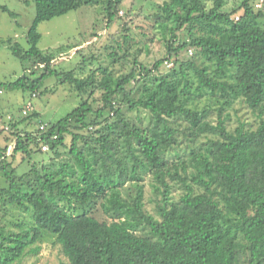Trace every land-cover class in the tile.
<instances>
[{"label": "trees", "instance_id": "trees-1", "mask_svg": "<svg viewBox=\"0 0 264 264\" xmlns=\"http://www.w3.org/2000/svg\"><path fill=\"white\" fill-rule=\"evenodd\" d=\"M32 1L29 48L6 41L31 68L14 80L0 79V90L36 95L56 76L82 102L58 122H46L45 130H17L20 122L11 119L10 155L21 154L30 168L18 174L7 157L9 143L0 147L8 183L0 200L24 209L33 224L0 222V264H19L38 251L45 234L56 238L71 264H264V12L254 0H240L231 11L224 10L230 0H165L154 16L168 56L146 69L119 43L120 52H109L111 64L133 59L118 76L109 66L86 76L57 70L55 59L81 43L42 50L38 26L101 3L106 29L122 24L127 31L123 0ZM0 9L19 15L6 5ZM184 29L185 40L178 33ZM123 35L128 42L129 30ZM83 49L76 52L83 66L97 60ZM190 49L200 61L179 58ZM165 61L174 66L161 72ZM97 91L100 98H94ZM205 98L219 107L196 106ZM238 100L260 117L256 127H229L224 111ZM137 109L150 112L149 125L128 115ZM37 115L29 110L23 119ZM61 148L69 157L62 158ZM146 176L156 213L146 206Z\"/></svg>", "mask_w": 264, "mask_h": 264}, {"label": "rangeland", "instance_id": "rangeland-1", "mask_svg": "<svg viewBox=\"0 0 264 264\" xmlns=\"http://www.w3.org/2000/svg\"><path fill=\"white\" fill-rule=\"evenodd\" d=\"M164 1L123 0L120 14L124 16V19L121 21L127 22L126 27H128L130 35L128 42L125 41L123 35L128 30L125 31L122 24H114L109 29H106L105 25L101 23L100 18L104 8L99 3L95 5H83L61 16L41 21L38 26V30L42 35L39 48L47 51L61 44L81 43L80 46L74 47L69 52L62 53L59 58L55 59V68L57 70L77 69V76H86L92 68H99L100 66H109L114 69V76L127 71L132 64L133 56L130 57L131 61L129 62L111 64L109 52L119 51V43L122 44L123 48L129 47L130 53L136 52L139 56L138 59L145 65L146 69L151 68L157 59L168 56L166 45L163 42L162 30L159 23L155 21L154 16V13L159 10V5L163 4ZM239 1L230 0L225 5L224 10L231 11ZM0 4L8 6L19 14L17 18H13L8 12L0 9V79L4 81L14 80L23 75L26 69L31 68V62L29 60L22 61L14 56L6 41L12 38L19 41L26 49L29 48L26 35L34 21L36 6L32 0L28 2H25V0H0ZM253 4L256 10L264 12V0H254ZM95 32H99L100 35L93 36ZM198 32L199 30H197ZM178 33L180 39L185 40L188 29L181 30ZM80 48H84V53L87 55L96 54L97 60L83 66L82 55L76 54ZM137 48L141 49L137 50ZM193 50V55L189 50H185L179 58L186 59L196 56V59L200 61L199 53L197 50ZM173 66L174 64L168 66L165 61L160 71L168 72ZM39 67L41 68L42 66ZM40 68L37 70L38 72L41 70ZM101 76L102 74H99V77ZM100 96L101 91H97L94 94V98H100ZM81 102V96L71 85L60 82L56 76L49 77L40 93L36 95L32 91L2 89L0 91V147H6L8 143L9 147L14 144L15 139L11 141L13 139L11 131H14L9 124L11 119L14 122H20L17 130L26 129L35 131L39 127L40 120L54 124L71 113ZM99 103L97 101L94 104L99 105ZM196 106L199 108L205 106L219 107V105L213 103L208 98L197 102ZM26 108H29L31 113L37 112L38 115L23 119L26 116L23 110ZM127 113L132 119L141 124H150L151 114L148 110H127ZM224 114L229 116V127L232 129L242 123L246 127H256L260 120V117L241 100L236 101L233 106L228 107L224 111ZM214 117L216 118L217 115L214 114ZM67 142L70 143L69 137L67 138ZM11 151H7V157L13 161V166L16 167L17 173L21 174L28 171L30 163L27 160L23 161L21 154L12 157L10 155ZM61 151H63L62 158L69 157L64 148H61ZM44 157H47L44 158L46 161L49 158L47 153L44 154ZM7 184L4 173L0 171V188L6 187ZM145 192L147 209L152 213H156L155 193L152 179L149 176H146ZM177 193L178 190H175L174 195H177ZM3 204L4 202L0 200L1 224L9 226H14L15 223L20 222L24 223L25 226L33 224L32 216L24 209L14 207L9 203ZM99 214L102 218H106L101 211ZM36 246H39L38 251L28 252L19 264H71L62 250L61 244L57 243L54 236L45 234Z\"/></svg>", "mask_w": 264, "mask_h": 264}, {"label": "built area", "instance_id": "built-area-1", "mask_svg": "<svg viewBox=\"0 0 264 264\" xmlns=\"http://www.w3.org/2000/svg\"><path fill=\"white\" fill-rule=\"evenodd\" d=\"M190 53H192V50L191 49H190ZM166 63L168 64V66H172L173 65V62L172 61H166ZM29 110H30L29 108L24 109L23 110L24 115L27 114ZM46 127H48V124L46 122L45 123L44 122L43 123H40V125H39V128L41 130H45ZM11 149H12V146L9 147V150L8 151L10 152ZM43 149L44 150H47L48 147L45 145V146H43Z\"/></svg>", "mask_w": 264, "mask_h": 264}, {"label": "crops", "instance_id": "crops-1", "mask_svg": "<svg viewBox=\"0 0 264 264\" xmlns=\"http://www.w3.org/2000/svg\"><path fill=\"white\" fill-rule=\"evenodd\" d=\"M1 91V90H0Z\"/></svg>", "mask_w": 264, "mask_h": 264}]
</instances>
